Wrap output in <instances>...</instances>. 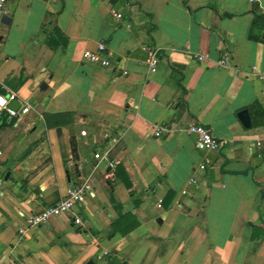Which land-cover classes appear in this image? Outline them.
I'll list each match as a JSON object with an SVG mask.
<instances>
[{
    "label": "crops",
    "instance_id": "0c3cea01",
    "mask_svg": "<svg viewBox=\"0 0 264 264\" xmlns=\"http://www.w3.org/2000/svg\"><path fill=\"white\" fill-rule=\"evenodd\" d=\"M6 8L0 100L14 94L10 105L29 110L0 115V259L264 264V81L251 73H264V0H12ZM99 43L113 53L107 67L83 56ZM144 47L160 52L154 74ZM192 123L220 149H196ZM105 153L106 162L94 158ZM84 182L92 194L83 205L27 226Z\"/></svg>",
    "mask_w": 264,
    "mask_h": 264
},
{
    "label": "built area",
    "instance_id": "2783aa9c",
    "mask_svg": "<svg viewBox=\"0 0 264 264\" xmlns=\"http://www.w3.org/2000/svg\"><path fill=\"white\" fill-rule=\"evenodd\" d=\"M9 1L12 0H0V15H7L8 11L6 5ZM253 1L254 0H250V2ZM110 14L115 21H119L122 18L121 13L114 9L110 10ZM143 50L146 52V64L149 73H156L160 52L158 51V49H155L153 47H144ZM83 56L90 63L107 67L110 65L111 59L113 58V53L106 48L104 43H99L96 47V51H85L83 53ZM206 58L207 56L205 55L197 56V60L199 62L204 61V59ZM219 65L224 66L225 60H221L219 62ZM251 73H253L258 80L264 81V73L258 71L257 67H251ZM13 98L14 94H11L9 97H4L2 98V100H0V115L5 113L9 118H16L19 114L24 115L28 112V107H24L18 110L12 108L10 106V102L13 100ZM160 131V128H156L154 136L158 137L160 135ZM187 132L195 136V147L198 150L207 152L218 151L223 145V143H218L216 140H214L210 130L199 123L190 124L188 126ZM257 146H260V143H257ZM94 158L99 161H108L107 153L103 155L95 154ZM207 164L208 160H204L203 163L198 165V170L204 171ZM189 183L194 184L195 180L190 179ZM90 194H92V191L90 185L87 182L77 185H71L66 189L64 196L56 204L46 207L38 213L27 217L26 224L28 227H38L44 225L51 218L58 217L62 214L70 212L76 205H83L85 203L86 197ZM74 222L76 224H81V219L76 216ZM20 233H23V231H20ZM0 264L17 263L15 261H3L2 259H0Z\"/></svg>",
    "mask_w": 264,
    "mask_h": 264
},
{
    "label": "water",
    "instance_id": "95a60500",
    "mask_svg": "<svg viewBox=\"0 0 264 264\" xmlns=\"http://www.w3.org/2000/svg\"><path fill=\"white\" fill-rule=\"evenodd\" d=\"M15 103H12L10 106L13 108ZM238 119L240 120V122L245 126L248 127L249 126V116H248V112L246 110H243L241 112L238 113Z\"/></svg>",
    "mask_w": 264,
    "mask_h": 264
},
{
    "label": "trees",
    "instance_id": "16d2710c",
    "mask_svg": "<svg viewBox=\"0 0 264 264\" xmlns=\"http://www.w3.org/2000/svg\"><path fill=\"white\" fill-rule=\"evenodd\" d=\"M112 3L115 1V0H110ZM262 22H263V26H264V20H262ZM255 25V24H254ZM252 38H254V37H252ZM111 202H112V204L114 205V202L111 200ZM115 207H117L116 205H114ZM127 216H121L120 217V219L118 220V221H116V222H114L113 224H112V229H113V231H115V229H116V226L121 222V219H125Z\"/></svg>",
    "mask_w": 264,
    "mask_h": 264
}]
</instances>
